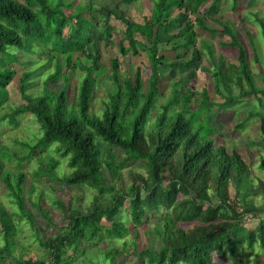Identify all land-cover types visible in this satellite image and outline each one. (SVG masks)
<instances>
[{
	"label": "trees",
	"instance_id": "obj_1",
	"mask_svg": "<svg viewBox=\"0 0 264 264\" xmlns=\"http://www.w3.org/2000/svg\"><path fill=\"white\" fill-rule=\"evenodd\" d=\"M134 1L120 0L116 7L99 9L97 22L93 21L97 12L95 13L91 9L76 12L73 8L75 0H72V3L62 10L59 21L51 20L46 16L45 19L48 22L58 25L56 34L60 38L59 43L62 50L67 53L64 63L68 66L84 68L87 75L82 86L75 84L72 93H69L68 84H66L64 90L51 103L47 102V98L40 97L35 104H32L31 92L27 91V87L31 84L27 83L26 79L41 69L33 73L25 72L20 83V93L25 103L13 108L7 114L9 120L16 123V116L29 113L38 124L42 118L52 133L70 136L73 140L79 141L82 154L92 165L93 172L99 170L100 162L97 158L101 152L95 145L91 147L86 145L85 141H90L93 138L91 133H84L83 138L80 133L83 131L84 122L92 123L87 120L89 108L93 107L99 110V105L108 99L104 87L105 78L114 80L122 91L126 90L129 100L135 98L139 101L140 93L147 90L145 112L141 113L144 115L147 109L153 107L155 94L160 92V69L169 68L183 72L190 68L200 67L198 62L200 50L196 44L194 28L196 26L206 28L203 17L206 13L216 11L219 8V1L221 2V0H149L152 13L139 22L119 8L120 3L129 4ZM237 1L232 0V7L236 8ZM36 2L43 3V0H0V106L7 100V86L15 73L10 65L20 64L18 63L19 53L9 49L22 46L21 34L43 36L39 13L34 8ZM204 3H207L208 6L205 12L199 15L198 9ZM74 12L75 23L69 27L66 18L72 17ZM174 12L175 14H173ZM111 19L120 21L124 26L121 36L118 35L117 28L111 23ZM184 20H186L185 24ZM220 24L222 25L221 31L231 38L229 45L237 49L235 59L242 64V79L248 81L251 90L255 91L256 83L249 68L246 48L228 22H220ZM102 26L103 31H101ZM261 28L264 33V24H261ZM95 34L99 39L114 36L116 48L122 55H136L138 48L144 50L148 58L147 66L150 72L145 74L140 67L130 73L123 72L115 57L110 62L104 76L97 77L94 72L98 73L96 68L100 54L96 48L93 52H88L86 48L87 43L93 42ZM160 44H169L172 49L182 51H176L178 56L176 60L166 62V56L159 55ZM202 44L212 58L213 80L216 91H218L221 83L232 78L235 62L223 63L221 57L214 61L212 45L207 42ZM82 57L90 58L91 64H84ZM182 57H187V59H182ZM48 85L55 88V78H50ZM77 94L79 96V117L74 115L66 118L64 105L71 103ZM177 96H183L185 110L190 113V118L200 121L199 129L192 131L189 121L178 117L169 125L170 131L165 140L159 138L152 140L149 137H144L137 132L135 124L130 129V138L126 140L123 129L112 130L118 115L119 106L117 105V109L107 117L108 126L99 129L101 134L106 135L111 141L105 145V149L112 159L107 162V167L102 171L104 178L108 179L109 175H115L118 170L123 169L120 173L122 186L131 179L132 181L139 180L142 186L148 189V197L141 199V188H137L133 184L134 198L131 201V207L137 217L144 215L148 210L139 207L141 204H148L153 199L159 200L161 197L175 200L177 192L172 190L175 189V184L171 185L169 191H165L161 185L172 180L179 181L183 186L182 193L185 198L180 201L179 224L175 226L174 230L170 229L167 239L169 247L161 250L158 257H152L148 253L149 264H214L217 259L225 258L226 255L233 256L240 250L237 243L240 226L247 215L258 216L260 210H257L256 205L259 198H264V186L253 187L251 178L255 175L252 169L251 154L248 159L244 158L236 148L228 147L227 143L223 141V136L219 135L215 139L201 142V135L206 127L204 121L208 120V109L212 102L207 90L193 92L188 85L181 84ZM116 98L117 100L120 98L119 93ZM218 115L219 113L216 114L217 117ZM80 117L84 118L83 121ZM261 121L264 123V117H261ZM24 143L26 141L21 142V144ZM6 147L8 146L0 143V174L4 175V178L9 181L8 186L11 187L12 173L15 170L11 171L7 167V163H10L15 155V150L11 152L9 148L8 151H5ZM260 156L259 165L261 170H264V155ZM140 157H146L149 160L147 167H141ZM130 162L135 165H130ZM133 169L140 170L132 171ZM87 176L86 173L85 178ZM32 177L34 176L32 175ZM42 178L53 180L51 176L35 179ZM26 179V174L23 171L18 172L15 176V186L20 188L22 194L25 191L29 193L27 198L21 195V197L11 200L17 207V213H10L5 206L4 211L0 213V223L5 224L10 235L14 234L17 229L14 216H17L19 220L25 217L30 226L36 223L35 214L37 213L31 208H27V203L45 215L50 210L48 206H44L41 191L36 194L34 200L31 198L35 186L31 182L26 187ZM61 183L68 187L81 186L77 183V178ZM188 183H191L193 188H196L198 183L201 185L195 198L187 194ZM256 183L259 185L260 180L257 179ZM50 185L56 192L57 188ZM250 196L255 198V202L249 198ZM52 202L58 203L59 199L55 198ZM126 202V196L121 195L114 200L110 208L97 205L91 211H86L85 208L77 206L73 208L72 197H67L66 202L61 203L60 207L68 210L62 225L67 227L68 234L72 237L68 239V245L75 243L77 247H80L81 237L86 236L98 223H101L102 218L111 219L116 211L125 206ZM37 228L36 232H38ZM261 230H264V222L261 223ZM63 243L64 238H60L59 243L56 240L47 241L46 248L54 249L48 250V256L53 264H61V257L65 251L69 250L63 247ZM144 252L139 255L142 256ZM9 255H11L10 252ZM43 260L41 257L33 260L22 258L16 261V264H44Z\"/></svg>",
	"mask_w": 264,
	"mask_h": 264
},
{
	"label": "clouds",
	"instance_id": "obj_2",
	"mask_svg": "<svg viewBox=\"0 0 264 264\" xmlns=\"http://www.w3.org/2000/svg\"><path fill=\"white\" fill-rule=\"evenodd\" d=\"M114 2L115 0H94V2L93 0H75L73 8L76 12L91 9L99 14V9L112 7ZM70 3L72 0H43V3H34V8L39 13L43 36L21 34L22 46L9 49L21 54L18 63L24 66L23 71L33 73L37 69H41L43 72L41 76H33L27 81L29 84L36 82V87L31 92L32 104H35L40 97L47 98V102L51 103L64 90L66 84L71 82L82 86L87 75L84 68H76L64 63L67 53L62 50L59 43L60 38L56 34L58 25L45 19L48 16L51 20L59 21L62 10ZM246 4L243 13L235 20V23L245 31L248 30L246 25L259 27L260 24H264V0H246ZM231 7L232 0H229V3L224 5V10L231 9ZM66 19L71 27L75 23V12L72 17ZM241 21L245 23L241 24ZM101 31H103V26ZM250 40L258 46L259 69H264V33L259 37L252 35ZM182 59H187V57H182ZM249 68L256 83V90L252 91L248 81L242 79V64L240 61H236L232 78L226 79L219 85L218 91L212 94L211 106L208 109L209 117L204 121L206 127L201 135V142L215 139L219 135L225 137L229 147L233 149L246 145L255 149L260 155H264V123L261 121V117H264V74L261 73L256 61L252 58H249ZM94 74L97 77L104 76L103 71L94 72ZM50 78H55V88L48 85ZM182 82L178 70L177 82L173 87L167 91L161 89L156 93L153 98V107L141 115L142 112H145L147 90L140 93L139 101L135 98L129 100L126 90L122 91L114 80L105 78L104 87L108 99L99 105V110L93 107L89 108L87 120L92 123L84 122L83 131L80 133L81 138L84 133H91L93 138L90 141H85L86 145L88 147L95 145L100 149L101 155L97 158L100 167L95 172L92 171V165L82 154L79 141L73 140L70 136L52 133L42 118L39 120L40 127L33 135L21 137V140L26 143H17L5 148V151H8L9 148L15 150V155L10 163L16 166V171L12 173L11 187L8 186L9 181L4 178V175L0 174V213L4 211V205L9 200L21 197V195L26 198L29 196L27 191L22 194L20 188L15 186V176L20 171L32 174L35 178L51 176L53 180L61 182L77 178V183L84 188L80 192V203L84 205L86 211H91L97 205L110 208L114 200L121 195L126 196L127 202L123 208L113 214L111 219L98 223L86 236L81 237L80 247H77L75 243L68 245V239L72 237L68 234L67 227L61 226V231L58 234L46 236L36 232V225L33 224L32 231L27 234L23 231H16L10 235L5 224L0 223V264L6 260L16 264V261L21 260L23 253L29 248H35L37 254L45 260V264H49V258L41 253V249L37 245L42 244L47 247L49 239L59 243L60 238H64L63 247L69 249L61 257V264H65V261L67 264H114V257L117 254L132 253L133 259H135L137 255L147 249L152 257H158L161 250L167 249L170 229L174 230L175 226L179 224L180 201L185 198L182 193L183 186L179 181L172 180L161 185L165 191H169L171 185L175 184V189H172L177 192L175 200L161 197L159 200L153 199L148 204H141L139 207L148 210L144 215L137 217L131 207V201L134 198L133 184L135 187L141 188V199L148 197V189L144 188L139 180L132 181L131 179L122 186L120 173L123 169L118 170L115 175H109L108 179L104 178L102 170L112 159L107 154L105 145L111 141L106 135H102L99 129L108 126L107 117L112 115L118 105V115L112 130L123 129L126 140L131 136L130 129L133 124L136 125L137 132L144 137H149L152 140L157 138L165 140L170 131L169 125L178 117L189 121L192 131L198 130L200 121L190 118V113L185 110L183 96H177ZM200 91H203V85ZM118 93L120 98L117 100ZM64 110L66 118L74 115L79 117L78 94L74 96L71 103L64 105ZM217 113L226 119L217 117ZM80 119L83 121L84 118L80 117ZM210 121L212 122L210 123ZM3 123L7 125L8 122L5 120ZM234 130L238 131V135H231ZM116 162L119 163V161ZM139 163L141 167H147L149 160L146 157H140ZM139 170L133 169L132 171ZM261 172V177L251 178L253 187L264 186V170ZM86 173L88 174L87 178H85ZM257 179L260 180L259 185L256 183ZM33 182L35 183V180ZM89 185H91L90 190L88 189ZM40 187L41 184H36V190L31 194L32 199L36 198ZM199 187H201L199 183L196 188L188 183L187 194L195 198ZM47 189L50 190L51 185H48ZM249 198L255 202L254 197L250 196ZM261 203L264 204V200ZM76 206L77 200L74 196L72 207ZM262 222H264V213L254 223L240 226L237 243L241 254L245 257L253 255L259 259L260 256H264ZM58 226L53 225V227ZM66 234H68L67 238H65ZM138 242L143 244L139 250L137 249Z\"/></svg>",
	"mask_w": 264,
	"mask_h": 264
},
{
	"label": "rangeland",
	"instance_id": "obj_3",
	"mask_svg": "<svg viewBox=\"0 0 264 264\" xmlns=\"http://www.w3.org/2000/svg\"><path fill=\"white\" fill-rule=\"evenodd\" d=\"M119 1L120 0H115L113 6L110 8L116 7V5L118 4L117 2ZM228 3L229 0H221V2L219 1V8L216 11L206 13V15L203 17L204 25L206 28H201L200 26H196L194 28V30L196 31V44L198 45V48L200 50V59L198 61L200 67L190 68L183 72H179V75L183 81L181 84L188 85V87L193 90V92H200V88L203 85V89L207 90L208 96L211 100L212 94L217 92L212 73L214 65L212 63V58L208 55L205 48H203L202 43L207 42L212 45L214 61H216L218 57H221L223 59V63L228 61L236 62L235 53L237 49L234 46L229 45L231 38L221 31L222 25L220 24V22L229 23L238 39L246 48L248 61L249 58L255 60L259 69L258 46L255 45L252 40H250V36L255 35L256 37H259L263 33L261 24L259 25V27H256L255 25H246L248 30L245 31L244 28L235 23V20L239 18V16L243 13L245 7L247 6L246 0H238L236 8L231 7V9L224 10V5ZM207 6V3L202 4L198 9V14L201 15L202 13H204ZM119 8H121V10H124L126 14L130 15L133 19L139 22L143 21L146 16H149L152 13L151 2L149 0H135L134 2L129 4L120 3ZM175 12L173 14H175ZM93 21H98L97 13L94 15ZM111 23L117 28L118 35L121 36L124 26L120 23V21L115 19H111ZM185 23L186 20H184V24ZM244 23V21H241V24ZM114 40V36L112 38L99 39L95 34L93 42L87 43L86 45L88 52H93L94 48H96L100 54V58L97 62L98 66L96 68V71L98 73L101 71L105 73L110 62L115 57L118 59L119 66L123 72L130 73L132 71H135L138 67L142 68L145 74H148L150 72L147 66L148 58L144 50L138 48V54L136 55H122L118 52ZM160 47L161 49L159 51V55L166 56V62H172L177 59L178 56L176 54V51H180V49L174 50L169 44H160ZM19 55L21 54L19 53ZM82 62L86 65H90L91 59L82 57ZM10 67L15 72L14 77L7 86V100L0 106V143L5 144L6 146L23 142V140H21V137L33 135L36 129L39 127V124L36 122L35 118L29 113H22L21 115L16 116V123L9 120V116L7 114H9L13 108L25 103V100L21 97L20 93V83L25 76V71L22 70L24 66L21 64H14L10 65ZM259 70L262 74H264V69ZM160 71L161 79L159 82V90L161 91V89H164L165 91H167V89L172 88L174 83H176L178 71H174L169 68L160 69ZM42 74L43 72L42 70H40L38 73H34L26 80L31 79L33 76H41ZM74 86L75 84L71 82L68 83L69 93H72V91H74ZM35 87L36 82L34 81V83L27 87V91L32 92ZM102 94L104 95V92ZM218 117H220V114L218 115ZM220 118L226 119V117ZM5 120L8 122L7 125L3 123ZM231 135H238V131L234 130ZM223 141L227 143L229 147L228 141L225 137H223ZM10 149L11 152L14 151V148ZM236 149L241 152L243 157L246 159H248L251 154L252 169L254 175L256 177H261L262 172L259 165L261 157L260 154L255 149L249 148L246 145L237 147ZM133 164L134 163L130 162V165L134 166L135 164ZM7 167L11 171H16V166L12 165L11 163H7ZM26 178V187H28L31 182L34 183V180V186H36V184H41L39 192H42V201L44 203V206H48L50 208L48 214L45 215L44 213H42V211H38L37 208L31 207L29 203L26 204L27 208H31L37 213L35 214L37 220L35 224L36 227H38V233L44 234L46 236L48 234H58L59 229L61 228L65 220L64 217L68 214L67 208L62 209L60 207V204L65 203L67 197H72L73 199V197L75 196L77 200V207H80L82 209L84 208V205L80 203V192L84 190L82 186L68 187L61 182L53 181L50 178L35 179L31 174H26ZM50 184L57 188L56 192L52 188L50 190L47 189V186ZM88 189L90 190L89 186ZM35 190L36 188H34L33 192H35ZM55 198L59 199L58 203L52 202ZM262 200H264V198H259V200L257 201V210H260L258 212V216H251L252 214L247 215V217H244L242 225L254 223L255 220L259 218L262 213H264V204L261 203ZM4 206L9 210L10 213H17V207L14 203H12L11 200H9ZM13 219H15L14 221L16 222V225L20 226L16 229V231H23L25 234L32 231V227L25 217H22V219L19 220L17 216H14ZM105 221V218L101 219V223ZM54 224L59 226L53 227ZM51 240L52 239H49L48 242H50ZM37 246L41 249V253L49 258L48 249L42 244H38ZM141 247H143V244L141 242H138L137 249L139 250ZM148 256L149 255L146 249L142 256L137 255L135 259H133L132 253L117 254L114 257V264H149L147 261ZM39 257H41V255L37 254L35 248H29L23 253L24 259L33 260ZM43 261L45 264V260ZM3 264H12V262L6 260L3 262ZM49 264H53L50 258ZM214 264H264V256H260L259 259H257L253 255H248L247 257H245L239 250L233 256L226 255L225 258L217 259Z\"/></svg>",
	"mask_w": 264,
	"mask_h": 264
}]
</instances>
